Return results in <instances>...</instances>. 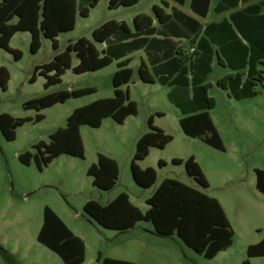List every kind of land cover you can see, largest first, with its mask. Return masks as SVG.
Instances as JSON below:
<instances>
[{"label":"rangeland","instance_id":"rangeland-1","mask_svg":"<svg viewBox=\"0 0 264 264\" xmlns=\"http://www.w3.org/2000/svg\"><path fill=\"white\" fill-rule=\"evenodd\" d=\"M108 4L109 0H100L98 6L91 10L89 18L78 17L75 29L58 37V53L81 38L95 44L92 31L109 18L124 21L132 27L136 15H152L153 6H161V0H142L134 8L117 11H110ZM30 44V38L24 33L17 34L13 39L11 47L22 54L19 61L5 50H0V67H5L10 74L7 90L0 88V115L32 119L16 130L13 142L6 141L0 131V246L15 255L19 264H64L59 256L37 241L46 207L52 209L75 235L82 237L86 245L83 264H100V257L115 256L113 250L126 248L127 235L103 229L90 221L84 213V205L90 200L105 204L110 198L126 193L134 204L145 211L146 199L165 179L176 180L219 200L234 232L232 246L213 260L195 253L177 236L159 239L162 244L170 246L167 257L170 262L178 258L179 264H240L245 260H249L250 264H264V257L247 258V248L264 238V194L256 188L255 173L256 170L264 171V84L256 88V97L236 101L217 86L219 79L230 71L214 65L208 80L211 86L209 95L216 101L211 114L225 148V151H218L183 134L179 123L182 115L168 101V88L140 83V59L136 57L131 65L134 78L129 88L131 98L138 106L137 116L130 117L123 125L107 118L98 129L82 126L80 134L84 159L62 156L40 172L34 161L30 166L22 164L19 155L35 153L33 146L40 142L48 144L50 135L66 127L75 109L112 97V74L116 65L82 75L68 70L60 84L46 90V80L38 73L35 82L30 80L35 68L52 62L56 52L50 39H41V48L36 54L30 52ZM77 64L78 60L73 57V65ZM135 82L136 85L133 84ZM88 87L95 88L96 92L43 110L40 112L44 115L41 122H35L39 113L23 107L26 102L50 93ZM154 109L164 116L159 117ZM151 114L154 115L155 127L165 130L173 141L163 150L151 149L149 156L138 165L157 172L155 186L143 189L133 180L131 162L137 137L149 132ZM98 154L116 160L119 165V179L109 192L94 188L93 179L87 175L88 169L97 163ZM190 156L196 157L208 182L207 188L189 177L183 164L174 165L172 162L173 159L185 161ZM160 160L166 163L162 168L158 166ZM140 225L150 226L144 222ZM161 253L159 251L151 257L139 254L135 263L162 264ZM0 264H6L1 255Z\"/></svg>","mask_w":264,"mask_h":264},{"label":"trees","instance_id":"trees-1","mask_svg":"<svg viewBox=\"0 0 264 264\" xmlns=\"http://www.w3.org/2000/svg\"><path fill=\"white\" fill-rule=\"evenodd\" d=\"M140 0H110V9L131 7ZM209 0H206L208 3ZM239 0H222L219 11L236 7ZM99 0H3L0 3V50L13 55L16 61L21 60L19 50L12 49L10 43L17 33L31 35L30 52L36 54L41 48V39H50L56 52L54 60L48 64L37 66L31 82H35L36 74L44 77L46 90L62 82V77L68 70L76 75L97 72L111 65L123 56L117 53L116 43L129 40L132 36L124 23L110 21L93 31L92 37L96 44H106L101 52L95 44L85 38L70 43L66 50L58 53L57 38L75 29L77 17L87 18L90 10L94 9ZM262 7L256 6L231 16V22L224 21L219 25H211L205 30L206 38L199 42V51L194 53L192 65L193 96L189 97L187 79L188 69H181L171 84L173 91L169 99L185 116L180 121V127L185 136L200 138L206 145L218 151H225L221 137L208 113L216 107L214 98L208 96L209 84H205L211 73L214 52L211 45L217 46L220 61L237 74L222 78L218 86L226 90L230 97L237 101L251 99L258 95L256 88L264 84V15ZM154 14L160 23H166L169 16L162 9L155 7ZM138 31L151 27L152 19L140 15L134 20ZM200 46L201 48L200 51ZM76 57L78 65L72 68V59ZM128 64H120L119 70L113 76L114 96L109 99L95 101L76 109L68 118L65 128L58 129L50 135L48 144L40 142L34 149L35 153L26 152L19 155L22 164L29 166L35 162L42 172L49 164L62 155L84 159V145L80 134L82 126L98 129L102 121L112 118L122 125L127 118L136 116L138 108L131 101L129 92L122 90L133 78V70ZM248 68L246 80L240 71ZM239 72V73H238ZM139 77L144 83L155 82L154 76L145 68L139 69ZM169 78L159 80L166 84ZM10 74L5 67H0V88L6 91ZM180 91H184L180 93ZM96 92L95 88L72 89L50 93L24 104L25 110L39 113L35 122H41L43 110L57 104H63L70 99H78ZM180 94H184L181 98ZM30 118L15 119L8 114L0 115V131L8 142L16 140V130ZM149 132L136 143L135 154L131 164V174L134 182L143 189H150L157 182L154 169L142 170L138 162L145 160L151 149L163 150L173 141V137L154 126L152 117L148 120ZM174 165L183 164L186 173L201 187L207 188L208 182L201 167L194 157L185 161L174 159ZM165 165L159 161L158 166ZM256 188L264 194V171L256 170ZM93 179V187L104 192L111 191L119 179L117 162L102 154H98L97 163L87 172ZM149 210L144 214L131 204L125 193L119 195L108 205L96 201H88L84 213L90 221L103 229L125 233L138 223L145 222L153 225L155 234L161 237L174 235L195 253L207 260H213L220 252L226 251L233 244L234 232L229 224L220 203L204 193L197 191L176 180H164L147 200ZM37 241L55 253L64 264H83L85 262V244L75 236L57 216L46 207L44 221ZM0 255L6 264H19L17 257L0 246ZM264 257V239L247 248V258ZM101 264H132L110 258H99ZM242 264H250L249 260Z\"/></svg>","mask_w":264,"mask_h":264},{"label":"crops","instance_id":"crops-1","mask_svg":"<svg viewBox=\"0 0 264 264\" xmlns=\"http://www.w3.org/2000/svg\"><path fill=\"white\" fill-rule=\"evenodd\" d=\"M2 1L3 0H0V3ZM141 1L142 0H140L139 3H137L136 5L131 6V7H118V8H114V9H110L109 4H108V9L110 11H117L120 9H131V8L138 6L141 3ZM229 1L231 2L232 0H228V2ZM99 2H100V0H99ZM109 3H110V0H109ZM221 5H222V0H209L208 3H206V0H161V6H158V5L153 6V8H152L153 14L152 15H148L146 13H141V14L136 15L133 18L132 27H130L124 21H117L114 18L107 19L104 22V24H106L110 21H116L118 23H124L129 28V31H130L132 37L129 40L122 41L121 43H116L117 45H116L115 51H117V53L122 54L123 57L121 59L115 60L111 65H109L108 67L101 69L97 72H100V71L105 70L109 67H112L115 64L116 68L112 74V84H113V76L119 70V65L120 64H128L127 67L132 69L131 65H132L133 61L135 60V58L138 57L140 59V65L138 68V76H139V69L141 67H145L155 78L154 83L148 84V83H144L143 81H141V79L139 77L140 83H142L144 85H153V86L154 85H160L161 87L168 88V91H167L168 101L171 103V105L173 107L178 109V111L182 115V117L180 119V121H181L183 118H185V116L182 114L180 109L174 103H172L169 99V94L175 88L171 84H173L174 79L176 78V76H178V73L181 71L182 68L188 69V74H187V79L189 82L188 92H189V97L192 98V96H193V84H192L193 75H192L190 66L192 65V61H193L192 59L194 58V53H197L199 51V42L203 38H206L205 30L211 25H219V24L223 23L224 21L231 22V16L233 14L247 10V9H250V8H254L256 6L262 7L261 14L264 15V0H239L236 7H233V8L224 10V11H219L218 8ZM155 7L161 8L163 14L169 16V20L166 23H160L159 22L158 18L154 14V8ZM90 14H91V10H90L89 16H90ZM140 15H147V16L151 17L152 25L150 28L138 31V29L135 27L134 20L136 17H138ZM89 16L87 18H89ZM87 18H85V19H87ZM104 24H102L101 26H103ZM76 25H77V21H76ZM93 31H92V34H93ZM17 34H19V33H17ZM17 34L12 38L11 43H12L13 39L17 36ZM24 34L28 35V37L31 40V35L29 33L25 32ZM11 43H10V47H11ZM96 47L98 48V50L103 52L106 49L107 45L105 43L104 44H96ZM201 48H203V47L200 46V51H201ZM211 48L214 52V56H213V61L211 64V73L208 75L205 84H209L208 80H209V77L211 76V74L213 73L215 64H217L220 68H222L224 70L230 71V73L228 75H225L224 77L237 74L236 71H232L227 66H225L223 63H221L220 56L217 53V46L211 45ZM12 49H14V48H12ZM15 50H17V49H15ZM78 63H79V61H78ZM76 66L73 65V59H72V68H74ZM97 72H93V73H97ZM247 72H248V68L240 71V73L243 75V81L246 80ZM161 77L169 78L166 84H162L160 82L159 79ZM224 77H222V78H224ZM133 78H134V71H133ZM133 78H132V80H133ZM221 79H219V81ZM129 84L124 85L122 87V90H124V91L127 90L129 92V96H130L131 101L135 102L131 98V91L129 88ZM133 84L136 85V82ZM217 86H218V83H217ZM218 88H220V87L218 86ZM210 90H211V86H210V89L208 90V96L209 97H211L209 95ZM221 90L224 91L228 95L229 98L233 99L232 97L229 96V94L226 90H223V89H221ZM183 92L184 91H180V93H183ZM183 95L180 94V97L177 96L176 98H181ZM113 96H114V88H113V92H112V97ZM112 97H109V98H112ZM109 98H105V99H109ZM101 100H103V99H101ZM244 100H246V99H244ZM136 105H137V103H136ZM79 108H81V107H79ZM137 108H138V106H137ZM154 110H155L154 111L155 114H157L159 117L164 116V114L162 112H158V111H156V109H154ZM212 110H214V108L209 110L208 113L210 115V118L213 121V124L216 127L213 116L211 114ZM131 117H134V116H131ZM151 117L153 120V124H155L154 115L151 114L150 118ZM129 118H127V119H129ZM180 121H179V123H180ZM157 128L162 130L160 127H157ZM216 129H217V127H216ZM217 131L221 137L220 131L218 129H217ZM164 132H165V130H164ZM147 133H142L141 135H139V137H137V139L135 141V146H136L137 141L143 135H145ZM191 139L200 140L201 142H203L200 138H191ZM221 140H222V138H221ZM36 145H34V146H36ZM34 146H33V148H34ZM208 147H210V146H208ZM62 156H66V155H62ZM62 156H60V157H62ZM60 157H58V158H60ZM190 157H194L196 160L195 156H190ZM190 157H188V158H190ZM143 161H140L137 164L139 165ZM160 161H162V160H160ZM131 164H132V162H131ZM165 165H166V163H165ZM139 168L142 170H145L144 168H142L140 166H139ZM146 169H148V168H146ZM119 175H120V169H119ZM121 194L122 193H120L119 195H121ZM152 194H151V196H152ZM119 195L110 198L107 201V203L101 204V205H108L109 203L114 201ZM150 197H148L145 201V204H146V210L145 211H143L138 205L134 204L130 197H129V200H130L132 205L137 207L142 213L145 214L149 210V206L147 205V200ZM217 201L220 203L221 207L223 208L221 202L219 200H217ZM223 211L225 213L224 208H223ZM225 215H226V213H225ZM226 217H227V215H226ZM148 224H150V226H141L140 223H138L133 229H131L125 233H119L118 232L119 234H126L127 235L128 238L126 239V241L128 244L126 243L127 246L124 249L113 250V254H115V256H106V258L136 264L135 258L139 254H143L144 256L148 255L151 257L152 255L153 256L157 255L160 251V252H162L161 253L162 261H163V262H161L162 264H179L178 258L177 259L175 258V260L171 261V262L168 260L167 257H169L168 254H170L168 251V250H170V246L168 244H162L163 242H161L159 240V239H171L176 235H174L172 237L158 236L155 234L153 225L151 223H148ZM68 229L75 235V233L70 228H68ZM75 236H77L78 238H80L83 241L82 237H80L78 235H75ZM261 241H259V242H261ZM84 244H85V242H84ZM157 246H161L164 249H160ZM85 248H86V245H85ZM226 251L220 252L215 258H217L221 254L225 253ZM242 263H240V264H242Z\"/></svg>","mask_w":264,"mask_h":264}]
</instances>
